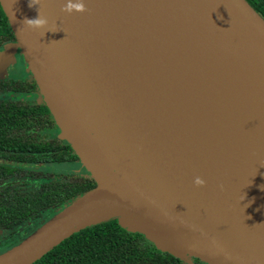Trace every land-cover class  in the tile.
Segmentation results:
<instances>
[{"label": "water", "instance_id": "1", "mask_svg": "<svg viewBox=\"0 0 264 264\" xmlns=\"http://www.w3.org/2000/svg\"><path fill=\"white\" fill-rule=\"evenodd\" d=\"M67 2L0 6L95 188L0 264H33L109 220L185 264H264V20L245 0ZM38 11L47 26H24Z\"/></svg>", "mask_w": 264, "mask_h": 264}, {"label": "trees", "instance_id": "2", "mask_svg": "<svg viewBox=\"0 0 264 264\" xmlns=\"http://www.w3.org/2000/svg\"><path fill=\"white\" fill-rule=\"evenodd\" d=\"M245 1L264 20V0ZM0 13H4L1 7ZM7 23L4 19L5 27H10ZM3 32L0 29V35ZM32 83L23 89L34 100L39 90ZM58 134L44 103L0 97V160L27 165L0 164V254L95 188L85 170H70L79 162ZM33 264L185 263L158 251L143 235L129 233L116 220H109L73 234Z\"/></svg>", "mask_w": 264, "mask_h": 264}, {"label": "flooded vegetation", "instance_id": "3", "mask_svg": "<svg viewBox=\"0 0 264 264\" xmlns=\"http://www.w3.org/2000/svg\"><path fill=\"white\" fill-rule=\"evenodd\" d=\"M4 19H6L5 14L0 13V29L4 30L3 34L0 35V50H2L7 44L15 42V39H12L14 35L12 32H10V27H5V25L3 24ZM23 61V57H19L17 64L8 67V69H5L4 66H0V97H6L9 100L16 99L22 100L24 102L28 101L35 102L36 104H41L43 103V101L41 100L38 93L36 94L34 100H32L30 93H27V91L23 89V87L26 86L28 83L33 84L32 81H34L30 72L27 71V67L25 63H23ZM34 134H36V132H34Z\"/></svg>", "mask_w": 264, "mask_h": 264}, {"label": "clouds", "instance_id": "4", "mask_svg": "<svg viewBox=\"0 0 264 264\" xmlns=\"http://www.w3.org/2000/svg\"><path fill=\"white\" fill-rule=\"evenodd\" d=\"M40 0H30V7L36 6L37 4H39ZM62 11L67 13V14H72V13H84L87 11L85 4L83 2V0H76L75 3L72 2V0H68L66 6H64L62 8ZM24 26L30 27L33 30H37V29H43L47 26L48 21L47 19L38 11V17L35 19H25L23 21ZM194 184L197 187H204L205 186V181L200 178L197 177L194 180ZM222 187V186H221Z\"/></svg>", "mask_w": 264, "mask_h": 264}, {"label": "rangeland", "instance_id": "5", "mask_svg": "<svg viewBox=\"0 0 264 264\" xmlns=\"http://www.w3.org/2000/svg\"><path fill=\"white\" fill-rule=\"evenodd\" d=\"M19 57L22 58L20 50L16 47L15 42L7 44L2 50H0V66H4L5 69H8V67H11V66L17 64ZM23 63H24V61H23ZM57 169L59 172L63 171L59 167H57ZM50 170L55 171L52 168ZM70 170L73 172L75 171L76 173L77 172L80 173V172L84 171V169L81 167L80 164L74 170L73 169H70ZM55 172H57V171H55Z\"/></svg>", "mask_w": 264, "mask_h": 264}, {"label": "bare ground", "instance_id": "6", "mask_svg": "<svg viewBox=\"0 0 264 264\" xmlns=\"http://www.w3.org/2000/svg\"><path fill=\"white\" fill-rule=\"evenodd\" d=\"M211 20H212V19H211ZM213 21H214V20H213ZM215 22H216V24L218 25L219 22H217V21H215ZM225 25H226L227 27L231 28L230 25L227 24V22H225ZM217 27H218V26H217ZM218 29H220V28L218 27ZM233 44L235 45V44H236V41H235V43H233ZM235 50L238 51V52H240L239 47H235ZM263 80H264V79H263Z\"/></svg>", "mask_w": 264, "mask_h": 264}]
</instances>
